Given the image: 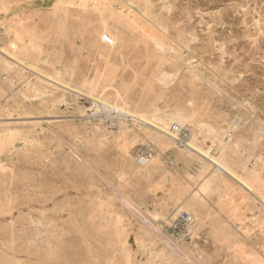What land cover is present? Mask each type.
Segmentation results:
<instances>
[{
  "label": "rangeland",
  "instance_id": "rangeland-1",
  "mask_svg": "<svg viewBox=\"0 0 264 264\" xmlns=\"http://www.w3.org/2000/svg\"><path fill=\"white\" fill-rule=\"evenodd\" d=\"M65 1L70 0H34L36 5L26 11L42 15L54 12V19L41 25L37 23L41 22L37 15L21 22V14L25 11L10 10L11 6L15 7L14 1L0 0V62L7 66L0 70V181L13 177L7 199L16 206L11 216L0 215V264H264V0H77L79 5L84 2L90 12L81 20L67 15L61 38L58 36L60 25L56 21L61 11L57 8L65 6ZM26 2L28 0L21 1ZM104 10H110L113 15L109 17ZM129 10L137 18L145 15L142 27L156 26L164 34L162 40L157 33L153 39L140 42L135 32L122 30L117 16ZM100 24L104 28L102 32L90 33ZM7 28L13 32L17 30L32 52L31 59H18L5 51L8 37L18 38L14 33L6 35ZM33 33L40 38H33ZM123 38L127 47L120 41ZM60 53H63V63H56ZM158 65L164 71L158 76L166 79L164 85L155 81L147 87L145 78L154 79L159 73L156 71ZM67 66L75 69L74 75ZM70 78L71 82L67 80ZM82 79L87 84L85 89L92 95L99 97L105 91L110 100L130 102L132 108L142 100L146 106L155 105L158 111L161 109V114L178 109L182 114L192 111L199 114L200 110H206L204 120L215 128L224 127L225 131L233 132L229 141L233 149L229 148L227 161L237 176L223 175L209 187L203 201L192 199L203 177L202 168L209 173L212 163L204 152L193 153V160L186 166L176 161L178 149L186 145L182 143L181 147L178 141L188 134L187 126L172 123L167 135L174 139L165 147L167 150L157 142L158 147L154 142L146 144L143 137L157 131L156 125L147 124L153 119L149 110L136 109L142 122H133L129 117L124 126L125 137L109 117L85 112L90 106L87 95L81 91ZM233 123L236 126H232ZM174 127H179V132L174 131ZM201 148L205 151L207 145ZM140 156L146 158L145 162L137 159ZM5 200L4 191L0 190V204ZM179 204L184 206L183 212L191 210V214L187 213L193 222L183 234L177 235L168 232L163 225L183 213L173 216ZM53 219L55 222L51 223ZM110 227L114 228L107 231ZM145 229L147 232L142 234ZM116 233L120 235L116 237ZM111 235L114 238L108 239ZM166 237L175 240L181 248L187 247L192 260L185 262Z\"/></svg>",
  "mask_w": 264,
  "mask_h": 264
},
{
  "label": "bare ground",
  "instance_id": "bare-ground-1",
  "mask_svg": "<svg viewBox=\"0 0 264 264\" xmlns=\"http://www.w3.org/2000/svg\"><path fill=\"white\" fill-rule=\"evenodd\" d=\"M14 1V4H15V7H13V6H11L10 7V10H15V9H22V10H24L25 12H24V14H21V18H20V21L21 22H23V23H25L24 22V20L25 21H27L26 20V18H28L29 16H38V19H40V21L41 22H37L38 24H41V25H43V23L44 22H47V21H49L51 18H53L54 17V12H52L51 14H44V15H42V14H36V13H34L33 11H26L28 8H30V7H33L34 5H36L35 4V2H34V0H28V2H26V3H21V1L22 0H11V2H13ZM20 2V3H19ZM86 2V1H85ZM104 2V1H103ZM135 2H137V1H135ZM63 3H65V6H63V7H60V8H57L58 10H60L61 11V15H60V18L59 19H57L56 21L59 23V25H60V30H61V32L58 34V36H60L61 38L63 37V29H64V24H65V19H67L68 18V16L67 15H69V17H71L73 20H81V19H83L86 15H88V13L90 12L89 10H87L86 9V6L84 5V2H82L81 4L82 5H79L78 4V1L77 0H70V1H65V2H63ZM113 3V2H112ZM137 4V3H136ZM96 5V4H95ZM111 5V4H110ZM138 5V4H137ZM140 5V4H139ZM135 6V5H134ZM141 7V6H140ZM142 8V7H141ZM144 10H146V9H144ZM35 12H37V11H35ZM145 13H146V11H144ZM144 12H143V14H144ZM41 13H43V12H41ZM104 13L105 14H108L109 15V17H111V15H113V13L110 11V10H104ZM136 13V12H135ZM142 13V12H141ZM142 14V15H143ZM139 15V14H138ZM9 16V15H8ZM145 16V15H144ZM144 16H141V17H139V18H137L135 15H133L132 14V12L129 10L127 13H125V12H123V11H121L120 13H119V16H117L120 20H121V22H120V28L122 29V30H126V29H130L131 31H133V32H135V35H136V37H137V39H139V40H141L140 42H146V41H148L149 39H153L154 38V36H155V34H157V33H160V38H161V40H162V37L164 36V34H163V32L161 31V30H159V29H157L156 28V26H149L148 27V29H146V28H144V27H142V25H143V22H144ZM7 19V18H6ZM54 19V18H53ZM154 20H156V19H154ZM100 21H101V19L99 20V23H100ZM148 21V20H147ZM146 21V22H147ZM152 21V20H151ZM164 21V20H163ZM56 23V22H55ZM150 23V22H149ZM154 23V22H153ZM151 24V23H150ZM155 24V23H154ZM149 25V24H148ZM3 29V28H2ZM102 29H104L103 28V25H99V27L94 31V32H90V33H94V34H98L99 33V31L100 32H102ZM163 30V29H162ZM4 31V30H3ZM5 32H6V35H8L9 33H14L16 36H18V38H16L17 40H12V39H10L9 37H8V39H7V41H5V43H4V45H6V52L7 53H9L10 55H13V56H15L16 58H18V59H22V58H26V59H31L32 58V52H30V50H28V48L29 47H27V45H25L24 43H23V41H22V37L21 36H19L18 34H17V30L16 31H11L9 28H7V29H5ZM13 34V35H14ZM24 35V33H22V36ZM127 35V34H126ZM159 35V34H158ZM167 37V36H166ZM33 38H40V36H37V33H33ZM168 38V37H167ZM87 39H88V41H90V39L88 38V34H87ZM159 39V38H158ZM120 41H121V43L124 45V47H127V44H126V39L125 38H123V39H120ZM29 42V41H28ZM161 42V41H160ZM152 43V42H151ZM154 43V42H153ZM158 43V42H157ZM29 44V43H28ZM164 44V43H163ZM31 45V44H30ZM154 45H156V44H154ZM161 45V44H160ZM159 45V46H160ZM34 46V45H33ZM160 48H162V46L160 47ZM174 48V47H173ZM167 49H169V48H167ZM166 49V50H167ZM171 50V49H170ZM60 51L62 52V49L60 48ZM165 51V50H164ZM39 52V51H38ZM57 54V53H56ZM159 54V53H158ZM7 56H9V55H7ZM152 56V55H151ZM162 56V55H161ZM63 53H60L58 56H57V58L55 59V62L56 63H63L62 61H63ZM108 57V56H107ZM163 57V56H162ZM12 58V57H11ZM179 58V57H178ZM16 60V59H15ZM7 61V60H6ZM42 61V60H41ZM159 61H161V59H159ZM181 62V61H180ZM161 63H162V61H161ZM182 63V62H181ZM23 64V63H22ZM28 64V63H27ZM20 66V65H19ZM28 66V65H27ZM31 66V65H30ZM184 66V65H183ZM10 67V66H9ZM32 67V66H31ZM62 67H64V66H62ZM194 67V66H193ZM7 68V66L4 64V62H0V70L1 71H3V70H5ZM30 68V67H29ZM33 68V67H32ZM192 67H190L189 69H191ZM10 69V68H9ZM64 69V68H63ZM67 69L71 72V74L72 75H74V72H75V69L73 68V67H71V66H67ZM32 70V69H31ZM163 69H161V65H158V68L156 69V71H159V73L156 75V76H154L153 78L154 79H151V78H145L146 80H145V82H146V86L147 87H151L152 85H153V83L155 82V81H158V82H161V84L162 85H164V82H165V80L164 79H162V78H158V76L160 77L161 75H159V74H161L162 72L164 73V71H162ZM188 72V71H187ZM192 72H194V68H193V70H192ZM190 73H191V71H190ZM196 73H199V72H196ZM60 74V73H59ZM194 74V73H193ZM13 75V74H12ZM166 75H167V73H166ZM192 75V74H191ZM201 75V74H200ZM45 76V75H44ZM58 76H60V75H58ZM140 76V75H139ZM172 76V75H171ZM30 77V76H29ZM28 77V78H29ZM141 77V76H140ZM167 77V76H166ZM168 77H170L169 75H168ZM195 77V76H194ZM193 77V78H194ZM198 77H200V76H198ZM197 77V78H198ZM203 77V76H202ZM15 78V77H14ZM27 78V79H28ZM173 78V77H172ZM174 78H175V76H174ZM137 79H138V77H137ZM189 79V78H188ZM205 79H206V77H205ZM16 80H18V79H16ZM25 80V79H24ZM30 80V79H29ZM69 82H71V78L70 79H67ZM113 80V79H112ZM135 80V79H134ZM118 81V80H117ZM171 81V80H170ZM200 81H202L203 82V80L202 79H200ZM199 81V82H200ZM25 82H28V80L27 81H25ZM32 82V81H31ZM30 82V83H31ZM172 82H173V80H172ZM188 82V81H187ZM207 82H209L208 80H207ZM59 83V82H58ZM82 92H84L86 95H87V98H88V100H89V106H90V108H88L87 110H85V112H87V113H89V115L90 114H93V115H96V116H106L107 118L109 117L111 120H113L114 121V123L116 124V126H115V128H117V126H118V128H120V133H122V135L123 136H125V137H127V135L125 134V128H124V126H125V123L127 122V119L130 117L131 119H132V121L134 122V121H141L142 122V118H140L138 115V113H137V111H136V109H139V110H149L151 113H152V120H150V122L149 123H147V124H150L151 126H154V125H156V126H154L155 128H156V130L157 131H151L150 133H147L146 131V135L143 137V141L147 144V143H150L151 144V142H157L159 145H161V146H163V148H165V147H167V145L169 146V144H170V141L172 140V138L174 139V137L173 136H171V135H167V132H169V128L171 127V125H172V123H173V125H174V123H177L178 125H180V126H187V131H188V134L185 136V138L184 139H181L180 141H178L179 142V145H180V142H181V147H182V143L184 144V143H186V145L183 147V149H181L180 148V150L178 149V153H176V161L179 163V162H181L184 166H186V165H188L192 160H193V158H192V154L194 153H200V152H204L205 153V155H209V159L211 160V163H212V166H211V169L209 170V171H207V172H209V173H205V171H204V169L202 168V170H201V174L203 175V177H202V179H200L201 181H199V182H201L200 183V185L198 186V183H197V186H198V188L193 192V194H192V199H199V200H204V197H205V194L208 192V190H209V187L212 185V184H214V183H216L217 181H219L220 180V178L223 176V175H236V172L235 171H233L231 168H230V166H229V164H228V161H227V157L229 156V153L231 152L230 151V149H233L232 147L230 148V146H229V141L232 139V130H228L227 129V131H225L223 128H215L214 126L215 125H211V124H209V122L207 121V120H204L203 119V117H204V115H206V113H207V111L206 110H200V112H199V114H196V113H194V111H192L191 113H188V114H182V112H180V110L178 109V110H176V111H174V112H171L170 111V113H167V114H161L160 113V110L161 109H159V111H158V109H157V107L155 106V105H148V106H146V105H144L143 103H141V101L142 100H140V101H138L134 106L136 107V108H132L131 107V103L130 102H123V103H120V102H118V101H115L114 99L113 100H110L109 98H107L106 97V93H105V91L103 92V94L100 96L99 95V97H96V96H94V95H92L87 89H85L86 87H87V84H86V82L85 81H83V79H82ZM80 83V84H81ZM117 83V82H116ZM169 83H171V82H169ZM61 84H62V82H61ZM131 84V83H130ZM209 84V83H208ZM28 85V84H27ZM111 85V84H110ZM24 86V85H23ZM60 86V85H59ZM112 86V85H111ZM208 86V85H207ZM17 87V86H16ZM20 87V89H22L21 88V86H19ZM62 87V86H61ZM120 87V86H119ZM196 87H198V86H196ZM212 87V86H211ZM81 88H79V89H81ZM84 88V89H83ZM101 88V87H100ZM99 88V89H100ZM111 88V87H110ZM204 88V87H203ZM5 89V88H4ZM168 89H169V87H168ZM67 90H68V88H67ZM75 90V89H74ZM107 90V89H106ZM124 90H126V89H124ZM202 90V89H201ZM206 90H207V88H206ZM51 91V90H50ZM49 91V92H50ZM101 91V90H100ZM128 91V90H127ZM157 91V90H156ZM10 92H14V91H10ZM15 92H17V91H15ZM158 92V91H157ZM203 92V91H202ZM207 92V91H206ZM76 93H77V91H76ZM101 93V92H100ZM200 93H201V91H200ZM11 95H12V93H10ZM9 94V95H10ZM28 94V93H27ZM58 94V93H57ZM66 94V93H65ZM160 94V93H159ZM164 94V93H163ZM68 95V94H67ZM82 95V94H81ZM96 95V94H95ZM113 95V94H112ZM111 95V96H112ZM208 94H206V96H207ZM18 96V95H17ZM49 96V95H48ZM57 96V95H56ZM69 96H70V94H69ZM128 96V95H127ZM126 96V97H127ZM210 96V95H209ZM8 97V96H7ZM6 97V98H7ZM85 97V96H84ZM115 97V96H114ZM117 97H119V96H117ZM14 98V97H13ZM13 98H11V99H13ZM28 98V97H27ZM74 98V97H73ZM123 98V97H122ZM76 99V98H75ZM112 99V98H111ZM119 99V98H118ZM124 99H125V97H124ZM201 99V98H200ZM200 99H199V101H200ZM207 99H209V98H207ZM30 100V99H29ZM67 99H65V101H66ZM70 100V98L68 99V101ZM82 101H83V98L81 99ZM81 100H80V102H81ZM117 100V99H116ZM126 100H127V98H126ZM15 101V100H14ZM74 101V100H73ZM77 101H78V99H77ZM77 101H75V102H77ZM121 101V100H120ZM2 102V101H1ZM10 102V101H9ZM20 102V101H19ZM37 102V101H36ZM38 102H40V101H38ZM70 102H71V100H70ZM79 101H78V103H80ZM151 102V101H150ZM31 103V102H30ZM33 103V102H32ZM35 103V102H34ZM67 103V102H66ZM72 103V102H71ZM15 104V103H14ZM18 104V103H17ZM23 104H24V102H23ZM55 104V103H54ZM84 104H85V102H84ZM132 104H134V103H132ZM200 104V103H199ZM204 104V103H203ZM34 105V104H33ZM52 106H53V104H51ZM71 105V104H70ZM82 105V104H81ZM87 105V104H86ZM2 106V105H1ZM19 106V105H18ZM25 106V105H24ZM65 106H67V104L65 105ZM88 106V107H89ZM14 107V106H13ZM16 107V106H15ZM49 108V107H48ZM81 108V107H80ZM7 109V108H6ZM9 109V108H8ZM16 109V108H15ZM23 109H25V107L23 108ZM27 109V108H26ZM37 109H39V108H37ZM51 109V108H50ZM135 109V110H134ZM28 110V109H27ZM29 110H31V109H29ZM43 110H45V109H43ZM166 110V109H165ZM47 111V110H46ZM79 111V110H78ZM81 111V110H80ZM167 111V110H166ZM196 111V110H195ZM5 112V111H4ZM19 112V111H18ZM31 112V111H30ZM84 112V113H85ZM139 112V111H138ZM3 113V112H2ZM10 113H11V111H10ZM10 113H9V115H10ZM141 113V112H140ZM142 114H143V112H142ZM145 114V113H144ZM37 116V115H36ZM82 116H83V114H82ZM95 116V117H96ZM150 116V115H149ZM246 116V115H245ZM21 117V116H20ZM248 117V116H247ZM9 118V117H8ZM85 118V117H84ZM90 118V117H89ZM129 118V119H130ZM144 119H146V118H144ZM235 119V118H234ZM149 120V119H148ZM218 120V119H217ZM91 121V120H90ZM112 121V122H113ZM147 121V120H146ZM240 121V120H239ZM244 121V120H243ZM143 122H144V120H143ZM257 122V121H256ZM99 123V122H98ZM232 123V122H231ZM243 123V122H242ZM245 124V123H244ZM256 124V123H255ZM22 125H24V124H22ZM85 125H86V123H85ZM93 125V124H92ZM229 125H230V123H229ZM242 125V124H241ZM258 125V124H257ZM262 125V124H261ZM8 126V125H7ZM11 125H9L8 127H10ZM14 126V125H13ZM25 126H27V125H25ZM33 126V125H32ZM42 126V125H41ZM106 126V125H105ZM104 126V127H105ZM128 126V125H127ZM232 126H236L235 125V123H233V125ZM7 127V128H8ZM17 127V126H16ZM15 127V128H16ZM29 127V126H28ZM102 127V126H101ZM113 126H111V128H112ZM145 127V126H144ZM228 127V126H227ZM226 127V128H227ZM230 127H231V125H230ZM261 127H263V125L261 126ZM5 128V127H4ZM19 128V127H18ZM26 128V127H25ZM31 128H33V127H31ZM42 128V127H41ZM84 128H85V126H84ZM90 128H91V125H90ZM100 128V127H99ZM106 128V127H105ZM110 128V127H109ZM114 128V127H113ZM112 128V129H113ZM124 128V129H123ZM126 128H128V127H126ZM131 128V127H130ZM175 128V127H174ZM179 128V127H178ZM178 128H177V130H175V129H173L174 131H178ZM186 128V127H185ZM257 128V127H256ZM258 128H260L259 126H258ZM9 129V128H8ZM14 129V128H13ZM24 129V128H23ZM94 129H96L95 128V126H94ZM172 129V128H171ZM230 129V128H229ZM233 129V128H232ZM234 129H235V127H234ZM237 129V128H236ZM240 129V128H239ZM15 130V129H14ZM42 130V129H41ZM40 130V131H41ZM58 130V129H57ZM111 130V129H110ZM118 130V129H117ZM145 130V129H144ZM152 130V129H151ZM172 130V131H173ZM186 130V129H185ZM185 130H184V132H185ZM258 130V129H257ZM91 131V130H90ZM97 131V130H96ZM129 131V130H128ZM138 131V130H137ZM259 131H260V129H259ZM92 132V131H91ZM99 132V131H98ZM107 132H108V129H107ZM115 132V131H114ZM135 132V131H134ZM179 132V131H178ZM234 132H235V130H234ZM257 132V131H256ZM15 133H17V132H15ZM35 133V132H34ZM33 133V134H34ZM100 133V132H99ZM127 133V132H126ZM143 133V132H142ZM260 133V132H259ZM263 133H264V131H263ZM14 134V133H13ZM20 134V133H19ZM22 134V133H21ZM92 134V133H91ZM130 134V133H129ZM128 134V135H129ZM132 134V133H131ZM136 134H137V132H136ZM135 134V135H136ZM141 134V133H140ZM166 134V135H165ZM236 134V133H235ZM238 134V133H237ZM258 134V133H257ZM262 134V133H261ZM16 134H14V136H15ZM27 135V134H26ZM36 135V134H35ZM35 135H34V137H35ZM59 135V134H58ZM173 135V134H172ZM181 135V134H180ZM179 135V136H180ZM9 136H11L10 134H9ZM139 136H141V135H139ZM175 136V135H174ZM12 137H13V135H12ZM16 137H18V136H16ZM58 137V136H57ZM118 137V136H117ZM178 137V136H177ZM255 137V136H254ZM1 138V137H0ZM37 138V137H36ZM120 138H123V137H120ZM131 139H133V137H130ZM238 138V137H237ZM6 139H7V137H6ZM12 139V138H11ZM17 139V138H16ZM29 139H30V137H29ZM114 139V138H113ZM119 139V138H118ZM127 139V138H126ZM180 139V138H179ZM235 139V138H234ZM2 140V139H1ZM109 140V139H108ZM128 140V139H127ZM137 140H138V138H137ZM139 140H141V139H139ZM178 140V139H177ZM239 140V139H238ZM241 140H242V137H241ZM3 141V140H2ZM5 141H7V140H5ZM10 141V140H9ZM13 141V140H12ZM12 141H10V142H12ZM21 141V140H20ZM23 141H24V139H23ZM37 140H35L34 142H36ZM98 141H100V140H98ZM106 141H107V139H106ZM116 141V140H115ZM114 141V142H115ZM133 142H134V140H132ZM135 141H136V139H135ZM143 141H141V142H143ZM233 142H234V140H232ZM246 141V140H245ZM1 142V141H0ZM33 142V143H34ZM117 142V141H116ZM120 142V141H119ZM237 142V141H236ZM4 143V142H3ZM13 143V142H12ZM60 143V142H59ZM113 143V142H112ZM123 143H125V142H123ZM128 143V142H127ZM126 143V144H127ZM175 143V142H174ZM250 143V142H249ZM253 143V142H252ZM259 143V142H258ZM14 144V143H13ZM23 144V143H22ZM30 144H31V142H30ZM37 144V143H36ZM61 144V143H60ZM70 144V143H69ZM72 144V143H71ZM99 144V143H98ZM137 144H138V142H137ZM153 144V143H152ZM156 144V143H155ZM154 144V145H155ZM158 144H156L157 146L156 147H158ZM203 144H205V146L207 145V148L205 149V151H204V149L203 148H201V145H203ZM5 145V144H4ZM62 145V144H61ZM64 145V144H63ZM62 145V146H63ZM100 145V144H99ZM123 145V144H122ZM136 145V144H135ZM177 145V144H176ZM231 145H232V143H231ZM236 145V144H235ZM2 146V145H1ZM30 146V145H29ZM32 146V145H31ZM73 146V145H72ZM76 146V145H75ZM125 146V145H124ZM147 146V145H146ZM151 146V145H150ZM149 146V147H150ZM6 147V146H5ZM21 147V146H20ZM27 147V146H26ZM33 147V146H32ZM58 147V146H57ZM68 147V146H67ZM80 147V146H79ZM78 147V145H77V148H79ZM104 147V146H103ZM115 147V146H114ZM117 147H118V145H117ZM120 147V146H119ZM123 147V146H122ZM121 147V148H122ZM125 147H127V146H125ZM254 147V146H253ZM14 148V147H13ZM74 148V147H73ZM81 148H83V147H81ZM151 148V147H150ZM230 148V149H229ZM235 148V147H234ZM244 148V147H243ZM5 149V148H4ZM7 149V148H6ZM27 149V148H26ZM30 149V148H29ZM40 149H41V147H40ZM61 149H62V147H61ZM120 149V148H119ZM126 149V148H125ZM127 149H128V147H127ZM166 149V148H165ZM177 149H176V151H177ZM236 149V148H235ZM14 150V149H13ZM75 150V149H74ZM78 150H80V149H78ZM98 150H99V147H98ZM153 150V149H152ZM163 150V149H162ZM167 150V149H166ZM2 151V150H1ZM6 151V150H5ZM116 151H117V149H116ZM120 151V150H119ZM122 151V150H121ZM124 151V150H123ZM127 151V150H126ZM230 151V152H229ZM234 151V150H233ZM232 151V152H233ZM251 151V150H250ZM254 151V150H253ZM7 152V151H6ZM23 152V151H22ZM156 152V151H155ZM162 152V151H161ZM70 153V152H69ZM68 153V154H69ZM85 153V152H84ZM118 153H120V152H118ZM122 153V152H121ZM133 153V152H132ZM202 153H201V155H202ZM250 153V152H249ZM254 153V152H253ZM65 154V153H64ZM64 154L62 155V156H64ZM67 154V153H66ZM130 154V153H129ZM158 154H160V152L158 153ZM162 154V153H161ZM233 154V153H232ZM70 155H73V153L72 154H70ZM80 155V154H79ZM122 155V154H121ZM152 155V154H151ZM200 155V154H199ZM231 155V154H230ZM242 155V154H241ZM259 155V154H258ZM7 156V155H6ZM81 156V155H80ZM79 156V157H80ZM131 156V155H130ZM129 156V157H130ZM136 156V155H135ZM163 156V155H162ZM203 156V155H202ZM232 156V155H231ZM237 156V155H236ZM244 156V155H243ZM261 156V155H260ZM8 157V156H7ZM76 157V156H75ZM74 157V158H75ZM124 157H126V155L124 156ZM132 157H133V154H132ZM131 157V158H132ZM143 157V156H142ZM195 157V156H194ZM205 157V156H204ZM262 157V156H261ZM64 158V157H63ZM70 158H71V156H70ZM136 158V157H135ZM148 158H149V156H148ZM197 158H199V157H197ZM202 158V157H201ZM231 158V157H230ZM71 159H73V158H71ZM132 159H134V158H132ZM137 159H140V161L141 162H145V159L144 158H141V156L139 157V158H137ZM175 159H174V162H175ZM194 159H196V158H194ZM229 159V158H228ZM255 159V158H254ZM256 159H257V157H256ZM1 160V159H0ZM70 160V159H69ZM88 160V159H87ZM86 160V161H87ZM127 160V159H126ZM136 160V159H135ZM148 160V159H147ZM152 160H153V158H152ZM198 161L199 160H201L200 158L199 159H197ZM205 160H206V158H205ZM204 160V161H205ZM233 160V159H232ZM5 161V160H4ZM71 161V160H70ZM79 161V160H78ZM78 161H76V162H78ZM160 161V160H159ZM196 161V160H195ZM81 162V161H80ZM79 162V163H80ZM88 162V161H87ZM134 162V161H133ZM137 162V161H136ZM172 162V161H171ZM200 162V161H199ZM246 162V161H245ZM63 163V162H62ZM65 163V162H64ZM132 163V162H131ZM170 163V162H169ZM180 163V164H181ZM194 163V162H193ZM252 163H254V162H252ZM257 163V162H256ZM2 164V163H1ZM4 164V163H3ZM67 164H68V162H67ZM75 165H76V163H74ZM84 164V163H83ZM142 164V163H141ZM148 164V163H147ZM196 164V163H195ZM205 164V163H204ZM204 164H202V165H204ZM207 164H208V162H207ZM5 165V164H4ZM65 165H66V163H65ZM73 165V164H72ZM78 165V164H77ZM80 165L81 164H79V167H80ZM133 165V164H132ZM140 165V164H139ZM211 165V164H210ZM234 165H236V164H234ZM237 165H239V164H237ZM240 165H242L241 163H240ZM250 165V164H249ZM249 165H248V167H249ZM67 166H69V164L67 165ZM70 166H71V164H70ZM89 166H91V165H89ZM128 166H130V165H128ZM142 166V165H141ZM193 166V165H192ZM5 167V166H4ZM77 167V166H76ZM82 167V166H81ZM85 167V166H84ZM86 167H88V166H86ZM85 167V168H86ZM91 167H93V166H91ZM144 167V166H143ZM177 167H179V166H177ZM183 167V166H182ZM191 167V166H190ZM237 167V166H236ZM244 167H245V165H244ZM247 167V168H248ZM2 168V167H1ZM139 168V167H138ZM137 168V169H138ZM152 168V167H151ZM251 168V167H250ZM7 169H9V168H7ZM66 168L64 167V170H65ZM77 169V168H76ZM80 169V168H79ZM144 169V168H143ZM207 169V168H206ZM67 170V169H66ZM86 170V169H85ZM145 170V169H144ZM151 170V169H150ZM200 170V169H199ZM237 170V169H236ZM258 170V169H257ZM6 171V170H5ZM142 171V170H141ZM146 171V170H145ZM151 171H154V170H151ZM197 171V170H196ZM238 171V170H237ZM240 171H241V168H240ZM148 172V171H147ZM131 173V172H130ZM237 173H240V172H237ZM243 173H244V171H243ZM1 174V173H0ZM132 174V173H131ZM148 174H149V172H148ZM245 174V173H244ZM262 174V173H261ZM145 175V174H144ZM239 175V174H238ZM243 175V174H242ZM241 175V176H242ZM262 175H264V174H262ZM122 176H123V174H122ZM237 176V175H236ZM240 176V177H241ZM117 177V176H116ZM118 177H119V175H118ZM142 177V176H141ZM194 177V176H193ZM143 178V177H142ZM232 178V177H231ZM237 178V177H236ZM242 178V177H241ZM261 178H263V177H261ZM33 179V178H32ZM104 179V178H103ZM115 179V178H114ZM117 179V178H116ZM115 179V180H116ZM120 179V178H119ZM145 179V178H144ZM238 179V178H237ZM110 180V179H109ZM115 180H113V181H115ZM146 180H148V179H146ZM189 181L191 180V179H188ZM187 180V181H188ZM227 180V179H226ZM122 181V180H121ZM186 181V182H187ZM240 181V180H239ZM126 182V181H125ZM222 182V181H221ZM13 183V177H10L8 180H5V179H2V181H0V190H3L4 191V198H6V200H5V202L3 203H1L0 204V215H9V216H11L12 215V211L14 210V208H16V206L14 205V202L12 201V200H10V199H7L9 196H8V194H9V189H10V187H9V185H11ZM110 183V182H109ZM112 183V182H111ZM115 183H116V181H115ZM196 183V182H195ZM172 184V183H171ZM187 184V183H186ZM113 185V184H112ZM117 185V184H116ZM190 185V184H189ZM215 185H217V184H215ZM250 185V184H249ZM6 186H8L7 188H6ZM124 186V185H123ZM195 185H193V187H194ZM221 186V185H220ZM223 187V186H222ZM226 187V186H225ZM230 187V186H229ZM253 187V186H252ZM119 188V187H118ZM216 188V187H215ZM251 188V187H250ZM214 189V188H213ZM212 189V190H213ZM120 190V189H119ZM122 190V189H121ZM249 190V189H248ZM256 190V189H255ZM189 191V190H188ZM230 191V190H229ZM238 191V190H237ZM181 192V191H180ZM11 193V192H10ZM122 193V192H121ZM235 192H233V194H234ZM251 193V192H250ZM124 194V193H123ZM232 194V193H231ZM230 194V195H231ZM236 195L238 194V193H235ZM228 195V194H227ZM127 196V195H126ZM125 196V197H126ZM187 196V195H186ZM185 196V197H186ZM226 196V195H225ZM67 197H69V196H67ZM185 197H184V199H185ZM191 197V196H190ZM222 197V196H221ZM234 197V196H233ZM236 197V196H235ZM31 198V197H30ZM225 198V197H224ZM253 198V197H252ZM261 198V197H260ZM134 199V198H133ZM223 199V198H222ZM227 199V198H226ZM132 200V199H131ZM136 200H138V199H136ZM179 200V199H178ZM188 200V199H187ZM190 200H191V198H190ZM260 200V199H259ZM133 201V200H132ZM135 201V200H134ZM133 201V202H134ZM139 201V200H138ZM176 201V200H175ZM183 201V200H182ZM206 201V200H205ZM211 201V200H210ZM219 201H220V199H219ZM186 202V201H185ZM189 202H191V201H189ZM106 203V202H105ZM135 203V202H134ZM203 203V202H202ZM211 203H213V200H212V202ZM37 204V203H36ZM137 204V203H136ZM135 204V205H136ZM175 204V203H174ZM180 204H181V201H180ZM179 204V206H177L174 210H173V216L175 217V216H177L181 211H182V209H184V206L183 205H180ZM184 204V203H183ZM192 205H194V204H192ZM201 205V204H200ZM231 205H232V202H231ZM103 206V205H102ZM183 206V207H182ZM215 206V205H214ZM123 207V206H122ZM128 207L130 208V206L128 205ZM191 207H193V206H191ZM213 207V206H212ZM233 207V206H232ZM101 208V207H100ZM210 208V207H209ZM30 209V208H29ZM102 209V208H101ZM198 209H199V207H198ZM197 209V210H198ZM205 209V208H204ZM225 209H227V208H225ZM45 210V209H44ZM100 210V209H99ZM158 210V209H157ZM156 210V211H157ZM164 210V209H163ZM186 210V209H185ZM257 210V209H256ZM40 211H41V209H40ZM47 211V210H46ZM102 211V210H101ZM105 211V210H104ZM129 211V210H128ZM143 211V210H142ZM187 211H189L190 212V214H191V210L190 209H188V210H186V213H187ZM218 211V210H217ZM226 211H228V210H226ZM51 212V211H50ZM103 212V211H102ZM154 212V211H153ZM159 212V211H158ZM157 212V213H158ZM161 212V211H160ZM166 212H168L167 210H166ZM171 212H172V210H171ZM183 212V211H182ZM203 212V211H202ZM230 212V211H229ZM260 212H263V211H260ZM39 213V212H38ZM101 213V212H100ZM106 213V212H105ZM110 213V212H109ZM201 213V212H200ZM40 214H43V213H40ZM96 214V213H95ZM94 214V215H95ZM102 214V213H101ZM162 214V213H161ZM181 214V213H180ZM189 214V213H188ZM193 214H194V212H193ZM44 215V214H43ZM160 215V214H159ZM158 215V216H159ZM196 215V214H195ZM206 215V214H205ZM96 216V215H95ZM109 216V215H108ZM116 216V215H115ZM148 216V215H147ZM164 216V215H163ZM252 216H253V214H252ZM255 216V215H254ZM253 216V217H254ZM3 217V216H2ZM47 217H48V215H47ZM102 217H104V216H102ZM102 217H98L99 218V220H100V218H102ZM119 217V216H118ZM138 217V216H137ZM145 217V216H144ZM150 217V216H149ZM157 217V216H156ZM160 217H162V215H160ZM164 217H166V216H164ZM196 217V216H195ZM208 217V216H207ZM206 217V218H207ZM28 218V217H27ZM32 218V217H31ZM107 218V217H106ZM135 218V217H134ZM142 218V217H141ZM152 218H153V216H152ZM158 218V217H157ZM156 218V219H157ZM201 218V217H200ZM256 218H257V216H256ZM10 219V221H9V223H10V227L12 226V223H11V221H12V217H10L9 218ZM19 219V218H18ZM40 219V218H39ZM43 219V218H42ZM48 219H49V217H48ZM95 219V218H94ZM93 219V221L95 222V220H97V219H95L94 220ZM104 219V218H103ZM116 219H117V217H116ZM119 219H121V218H119ZM123 219V218H122ZM162 219V218H161ZM204 219V218H203ZM54 220V219H53ZM105 221H107L106 219H104ZM113 220V219H112ZM160 220V219H159ZM14 221V220H13ZM18 221V220H17ZM25 221V220H24ZM32 221H33V219H32ZM36 221V220H35ZM111 221V220H110ZM148 225H150V226H154V225H151V223L149 224L146 220H144ZM156 221V220H155ZM198 221V220H197ZM251 221V220H250ZM52 222H55V220L54 221H51V223ZM116 222H118V221H116ZM158 222V221H157ZM165 222V221H164ZM201 222H204V220L203 221H201ZM200 222V223H201ZM31 223V222H30ZM39 223V222H38ZM42 223H46V222H42ZM109 223V222H108ZM197 223V222H196ZM7 224V223H6ZM41 224V223H40ZM40 224H38V225H40ZM55 224V223H54ZM106 224V223H105ZM110 224V226H111V223H109ZM117 224V223H116ZM138 224V223H137ZM199 224V223H198ZM224 224V223H223ZM264 224V223H263ZM97 225V224H96ZM101 225V226H100ZM99 226L102 228V224H100ZM120 225V224H119ZM119 225L117 224V227H119ZM124 225V224H123ZM140 225V224H139ZM142 225V224H141ZM158 225H159V222H158ZM225 225H226V223H225ZM37 226V225H36ZM104 226V225H103ZM107 226H109V225H107ZM113 226V225H112ZM125 226V225H124ZM190 226V225H189ZM188 226V227H189ZM192 226V225H191ZM200 225H198V227H199ZM204 226V225H203ZM222 226V225H221ZM43 227V226H42ZM49 227V226H48ZM115 227V226H114ZM114 227H110V230H107V231H112L111 230V228H114ZM135 227V226H134ZM138 227V226H137ZM197 227V228H198ZM226 227V226H225ZM230 227V226H229ZM242 227H245V224H244V226H242ZM44 228V227H43ZM116 228V227H115ZM144 228V227H143ZM156 231H158V232H161V231H159V228L158 227H153ZM161 228V227H160ZM260 228H261V226H260ZM263 228V227H262ZM51 229V228H50ZM54 229V228H53ZM97 229H98V227H97ZM103 229V228H102ZM106 229V228H105ZM109 229V228H108ZM120 229V228H119ZM121 229H123V228H121ZM138 229H140V228H138ZM137 229V230H138ZM228 229H231V228H228ZM9 230L11 231V234H12V229L11 228H9ZM37 230H39V229H37ZM41 230V229H40ZM44 230V229H43ZM49 230V229H48ZM142 230V229H141ZM196 230V229H195ZM264 230V229H263ZM2 231V230H1ZM36 231V230H35ZM50 231V230H49ZM58 231V230H57ZM63 231V230H62ZM104 231V230H103ZM115 231V230H114ZM118 231V230H117ZM120 231V230H119ZM132 231H133V229H132ZM144 231V230H143ZM226 231V230H225ZM45 232V231H44ZM48 232V231H47ZM46 232V233H47ZM105 232V231H104ZM120 232H123L124 233V231H120ZM125 232H126V228H125ZM145 232H147L146 231V229H145V231H144V233H142V234H145ZM190 232V231H189ZM197 231H195V233H196ZM228 232V231H227ZM226 232V233H227ZM231 232V231H230ZM264 232V231H263ZM39 233V232H38ZM49 233H51V232H49ZM107 233V232H106ZM114 233V232H113ZM136 233H137V231H136ZM236 233V232H235ZM36 234H37V232H36ZM52 234H54L53 232H52ZM108 234V233H107ZM125 234V233H124ZM163 234H165V233H163ZM232 234V233H231ZM240 234V233H239ZM49 235H51V234H49ZM114 235H116V237H118V235H120V234H114ZM136 235V234H135ZM195 235H198V233L197 234H195ZM236 235V234H235ZM238 235V234H237ZM106 236V235H105ZM133 236V235H132ZM141 236H143V235H141ZM145 236V235H144ZM194 236V235H193ZM48 237V236H47ZM109 237H112V235L111 236H108V239H109ZM115 237V238H116ZM130 237V236H129ZM138 237V236H137ZM147 237V236H146ZM112 238H114V237H112ZM119 238H121V237H119ZM127 239V238H126ZM137 239V238H136ZM140 239V238H139ZM141 239H142V237H141ZM146 239V238H145ZM148 239V238H147ZM166 239L168 240V242H170V243H172V248H173V250L185 261V262H190L191 260H192V255H191V252L189 251V250H186L187 249V247H186V249H184V248H181L179 245H177L176 243H175V240H172L171 238H167L166 237ZM116 240V239H115ZM150 240V239H149ZM47 241H49V240H47ZM46 241V242H47ZM117 241H118V238H117ZM120 241V240H119ZM122 241V240H121ZM128 241V240H127ZM137 241V240H136ZM139 241V240H138ZM146 241V240H145ZM179 241V240H178ZM230 241V240H229ZM234 241V240H233ZM237 240H235V243H237L236 242ZM106 242V241H105ZM111 242H113V241H111ZM115 242V241H114ZM131 242V241H130ZM144 242V241H143ZM143 242H141V243H143ZM48 243V242H47ZM146 243V242H145ZM180 243V242H179ZM232 243V242H231ZM230 243V244H231ZM46 244V243H45ZM50 244V243H49ZM114 244V243H113ZM122 244V243H121ZM133 244V243H132ZM41 245H42V243H41ZM51 245V244H50ZM109 245V244H108ZM126 245V244H125ZM134 245V244H133ZM144 245V244H143ZM143 245H141L142 247H143ZM146 246H147V244H145ZM145 245H144V247H145ZM148 245H149V243H148ZM151 245V244H150ZM183 245V244H182ZM49 246V245H48ZM112 246V245H111ZM117 246V245H116ZM128 246V245H127ZM135 246V245H134ZM140 246V247H141ZM12 247V246H11ZM47 247V246H46ZM121 247H122V245H121ZM124 248H125V246H123ZM129 247V246H128ZM127 247V248H128ZM137 247V246H136ZM148 247V246H147ZM189 247H192V246H189ZM227 247V246H226ZM117 247H115V249H116ZM132 248V247H131ZM135 248V247H134ZM45 249V248H44ZM111 249H113V248H111ZM119 249H120V247H119ZM133 249V248H132ZM149 249H150V247H149ZM123 250V249H122ZM122 250H121V252H122ZM47 251V250H46ZM49 251H51V250H49ZM117 251H118V249H117ZM139 251V250H138ZM148 251V250H147ZM192 251V250H191ZM45 252V251H44ZM115 252V251H114ZM120 252V251H119ZM119 252H117V254L119 253ZM124 252H125V250H124ZM127 252V251H126ZM141 252V251H140ZM144 252V251H143ZM143 252H141V253H143ZM146 252V251H145ZM123 253V252H122ZM137 253V252H136ZM148 253V252H147ZM160 253V252H159ZM50 255H51V253H49ZM48 254V255H49ZM132 254V253H131ZM153 254H154V252H153ZM152 254V255H153ZM164 254V253H163ZM194 254V253H193ZM44 255H45V253H44ZM127 255V254H126ZM129 255H130V253H129ZM138 255H139V253H138ZM143 255H145V254H143ZM151 255V254H150ZM155 255V254H154ZM161 255V254H160ZM173 255V254H172ZM46 256V255H45ZM137 256V255H136ZM146 256V255H145ZM48 257V256H47ZM134 257H135V255H134ZM152 257V256H151ZM154 257V256H153ZM162 257H163V255H162ZM193 257H195V256H193ZM140 258V257H139ZM145 258V257H144ZM173 258H174V256H173ZM143 259V258H142ZM149 258H147V260H148ZM152 259V258H151ZM166 259V258H165ZM175 259V258H174ZM173 259V260H174ZM207 260H208V256H207V258H206ZM126 260V259H125ZM155 260H156V258H155ZM159 260V259H158ZM160 260H162V259H160ZM167 260V259H166ZM171 260V259H170ZM182 260V261H183ZM203 260H204V258H203ZM131 261V260H130ZM142 261V260H141ZM149 261V260H148ZM164 261V260H163ZM168 261V260H167ZM210 261V260H209ZM144 262H145V260H144ZM152 262V260L150 261V263ZM156 262V261H155ZM166 262V261H165ZM206 262H208V261H206ZM173 263V262H172ZM176 263V262H175ZM205 263V262H204ZM210 263V262H209ZM139 264V263H138ZM147 264V263H146ZM159 264H160V262H159ZM169 264V263H168ZM177 264V263H176ZM203 264V263H202ZM207 264V263H206Z\"/></svg>",
  "mask_w": 264,
  "mask_h": 264
},
{
  "label": "built area",
  "instance_id": "built-area-1",
  "mask_svg": "<svg viewBox=\"0 0 264 264\" xmlns=\"http://www.w3.org/2000/svg\"><path fill=\"white\" fill-rule=\"evenodd\" d=\"M105 41H108V38H104ZM177 130V128H174ZM181 134L184 135L183 131H181ZM193 222V219L191 215H189L186 212H183L179 214L176 218L169 220L166 224H164V228L170 232L171 234H183L189 225H191Z\"/></svg>",
  "mask_w": 264,
  "mask_h": 264
}]
</instances>
